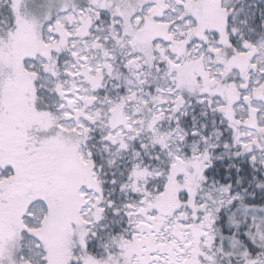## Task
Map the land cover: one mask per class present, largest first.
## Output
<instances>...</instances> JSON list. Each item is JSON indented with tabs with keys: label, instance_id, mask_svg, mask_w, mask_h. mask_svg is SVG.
Masks as SVG:
<instances>
[{
	"label": "snow or ice",
	"instance_id": "obj_1",
	"mask_svg": "<svg viewBox=\"0 0 264 264\" xmlns=\"http://www.w3.org/2000/svg\"><path fill=\"white\" fill-rule=\"evenodd\" d=\"M0 264H264V0H0Z\"/></svg>",
	"mask_w": 264,
	"mask_h": 264
}]
</instances>
